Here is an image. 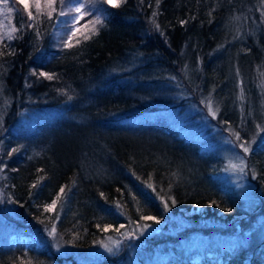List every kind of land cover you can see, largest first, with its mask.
I'll use <instances>...</instances> for the list:
<instances>
[{
  "label": "trees",
  "instance_id": "1",
  "mask_svg": "<svg viewBox=\"0 0 264 264\" xmlns=\"http://www.w3.org/2000/svg\"><path fill=\"white\" fill-rule=\"evenodd\" d=\"M46 2L30 19L15 0L14 38L0 44V217L15 227L0 264H264L251 223L264 219V0H88L80 23L91 38L71 47L53 46L61 4ZM209 103L228 138L250 146L248 203L224 184L211 141L157 117ZM144 216L165 220L162 235L130 231L99 260L62 252L48 234L85 250ZM197 235L232 243L186 251ZM129 240L144 246L134 255Z\"/></svg>",
  "mask_w": 264,
  "mask_h": 264
},
{
  "label": "rangeland",
  "instance_id": "2",
  "mask_svg": "<svg viewBox=\"0 0 264 264\" xmlns=\"http://www.w3.org/2000/svg\"><path fill=\"white\" fill-rule=\"evenodd\" d=\"M15 0H0V44L9 41L8 38L9 35L12 37L14 36L15 29V15L17 13V8L14 6ZM19 3L23 6L24 4L28 5V8L24 10L29 12L36 11L41 4V0H23V3L21 0H17ZM101 4L103 3V0H95ZM115 3H120L122 0H114ZM48 3V0L46 4ZM12 9L11 11H7V9ZM75 0H64L63 5H61L58 9L59 11H63L65 15H57V18L55 20V24L52 28L51 32V39L53 42V46H61L64 47V42H67L71 44V39L76 36H85L90 33V29L92 27L90 26H83L80 23V19L86 12V9L81 10L80 13L75 12ZM74 16H79L80 18L73 21ZM103 17V16H102ZM101 17V18H102ZM74 28V31H73ZM202 106V104H200ZM199 106L198 104L191 105L183 110L181 109H174L172 108V111H166L163 114L158 115L157 117L160 119H164L167 122H170L172 124H175L185 136H191L195 138H199L202 140L211 141L213 143V147L216 148L218 152V156L221 157V178L224 182V184H227L228 186L237 189L240 196L248 203L251 201V198H253L252 188L251 186L246 185V170L244 173H240L237 171L229 170V164L230 162L233 164H239L241 159L244 160L246 163V155L243 156L241 149L238 145H236V142H233L228 138V136L223 132L222 121L218 119L219 122H216V117L218 116V110L216 111V115L213 116L211 114V111L209 108L205 109ZM215 111V110H212ZM230 137V136H229ZM240 141V143L244 142ZM247 146V145H246ZM250 148V146L248 145ZM251 195V196H250ZM253 196V197H252ZM254 200V199H252ZM188 214H191V212H182L178 215L180 218H177L179 221L175 223L180 224L181 226H184L186 224L184 217ZM158 219V218H157ZM258 219V218H257ZM254 219L251 221L253 225H260V232L261 234L264 233V219L259 220ZM160 222L156 223L153 220H146V223H144L143 226H134L132 230H122L117 231V228L114 227L113 229H109L107 231L106 236H103L102 238H99L96 243L89 247V249L85 250H78L77 248L68 245L66 242H64L62 239H60L57 235L55 237V244H57V248L61 250L62 252H66L72 255H75L78 258L85 259L86 261L92 260V259H101L105 256H112L113 254H116L118 250L121 248V241H124L127 237L126 235L129 234L130 231L140 232L147 234L150 231H156L158 234L162 235V226L164 225V221L162 219H158ZM237 224L240 225V221L237 222ZM211 229V231L216 230L217 227L215 225L213 226V223H208L207 225ZM210 226V227H209ZM215 227V228H214ZM205 229L204 227H202ZM13 230H15V227L7 224L4 219L0 217V239L2 240L5 237H12L13 236ZM125 231V232H124ZM206 229V233H207ZM137 234V233H136ZM208 234V233H207ZM189 242L184 248L186 251H192V250H199V249H209V248H215V247H227L231 245V239L228 238L229 241L223 239L222 237H219V235H209V236H191L188 238ZM112 241H119V247H114L112 244ZM129 242H132L129 240ZM104 244H107L109 247H113L112 252H108L107 249L103 246ZM144 244L136 242H132L129 245L130 252L133 254L135 253V249H138ZM180 248L183 249V247L180 245ZM179 250V249H178ZM161 254H166L163 251ZM135 255V254H134ZM168 255V254H167ZM148 262V261H147ZM146 262V263H147ZM133 263L137 264V260H133Z\"/></svg>",
  "mask_w": 264,
  "mask_h": 264
},
{
  "label": "snow or ice",
  "instance_id": "3",
  "mask_svg": "<svg viewBox=\"0 0 264 264\" xmlns=\"http://www.w3.org/2000/svg\"><path fill=\"white\" fill-rule=\"evenodd\" d=\"M21 2L23 3V0H21ZM56 2H57V0H48V4H49V6L52 7V11H56V8H55ZM63 3H64V0H60V4L63 5ZM103 3L108 4V5H111L112 7H117L118 6V4L114 2V0H103ZM94 7H95V5L94 4H89L88 3V0H75V9L74 10H75L76 13H80L81 10H83V9H86V8H94ZM24 8L27 9L28 8V5L27 4H24ZM11 10L12 9H10V8L7 9V11H11ZM103 11L107 12V9H104ZM84 14L86 15L88 13L85 12ZM47 15L49 16V18L51 17V13H48ZM58 15H61L62 16V15H65V13L63 11H59L58 12ZM153 15L155 16V13ZM28 17L30 19L32 18L31 11L28 12ZM79 18H80L79 16H74L72 19H73V21H75V20H77ZM95 23L97 25L102 26V27L104 26V20L101 17H99V16L95 17ZM181 23H184V21H181ZM29 27H32V25H29ZM156 28L159 30V25L158 24H156ZM13 31H15V29H13ZM73 31H74V28H73ZM37 35L39 36V32H37ZM8 38L9 39H13L14 37H12L11 35H9ZM90 38H91L90 36H85L84 37L85 40L90 39ZM77 43H79V41H77ZM71 46H72L71 44H69L67 42H64V47H71ZM33 74H36V73L33 72ZM38 75L39 76H43V77H45V78H47L49 80H52V79H55L56 78L54 74H49L47 72H40ZM69 98H71V97H69ZM208 107H209V110L211 111V114L213 116H215L216 115V111H212L211 104L210 103H209ZM235 136H236V139L238 141L241 139L239 133H235ZM246 145H247V142H242V143L239 144V147L241 149H243V151L245 153H249L250 152V148L248 146H246ZM13 151H15V150H13ZM246 167H247V165L245 164V162H244L243 159H241V161H240L239 164H233L231 162L229 164V170L237 171V172H240V173H244ZM33 187H35V184L33 185ZM60 193L61 194L64 193V188L63 187L60 189ZM59 198H60V196L58 195L57 196V199H59ZM174 202L175 201H173V203ZM54 207H55V201L53 202L52 205L47 206V210H52ZM229 211H230V209H229ZM142 219H144V220H153L156 223H159L160 222L154 216H144V217H142ZM105 231H107V228L105 229ZM117 231H119V229H117ZM48 234L50 236H52L53 238H55L56 235H57L56 228L55 227H52L50 229V231H49ZM112 244H113L114 247H117L118 248L120 242L119 241H112ZM103 246L107 249L108 252H112L113 251V247H109L107 244H104Z\"/></svg>",
  "mask_w": 264,
  "mask_h": 264
}]
</instances>
